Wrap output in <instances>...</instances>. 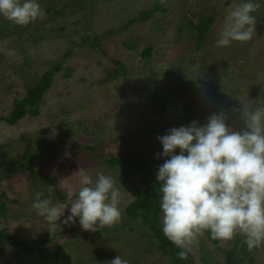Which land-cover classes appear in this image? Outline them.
I'll return each mask as SVG.
<instances>
[{
	"label": "rangeland",
	"instance_id": "374dc122",
	"mask_svg": "<svg viewBox=\"0 0 264 264\" xmlns=\"http://www.w3.org/2000/svg\"><path fill=\"white\" fill-rule=\"evenodd\" d=\"M46 1L37 0V3L42 9L51 10L50 1ZM68 1L62 3L68 7ZM241 2L96 0L95 5L83 12L61 8L60 14L45 13L22 27L29 33L12 34L0 29V190L8 197H2L5 215L0 214V229L6 228V233L30 243L32 239L39 241L27 252L17 254L13 246L0 238V264H108L118 255L128 264H175L158 252L157 239L140 219L128 218L124 213L125 206L133 199V188L139 178L136 172H128L132 176L127 183V171L103 163L110 153L130 154L142 140L121 77L109 75L118 68L112 58L119 59L138 81L149 122L168 121L157 137L193 120L203 124L219 111L227 114L229 126L241 130L245 124L239 110L244 113L264 104V0H254L259 7L253 13L256 26L250 41H234L227 47L216 44L228 13ZM156 3H161L165 10H157L151 18L125 27L129 19ZM185 7L215 18L201 47L202 70L196 64L195 33L186 16H182ZM0 19L14 25L3 16ZM87 29L94 32L102 50L87 44L88 52L73 43L76 35H84ZM111 29L115 30L114 34L106 36L104 32ZM147 46L151 50L145 54ZM240 59L244 64L237 73L228 77L210 75L228 71ZM56 62L61 63V68L39 103V113L28 114L16 125L3 121L1 117L9 113L13 99L25 95L39 76L52 67L51 63ZM67 69L69 77L64 75ZM191 100H196V104L184 112L183 107ZM179 114L181 118L176 117ZM95 119L102 120L101 124L87 130L86 123ZM60 122L67 130L68 126L76 127L70 130L71 136L65 137ZM157 137L154 144L159 157L162 146ZM93 147L96 148L92 151ZM27 150L34 158V172L20 164L12 171L14 162L21 163ZM159 159L164 162L163 158ZM79 170L87 172L93 180L97 173L114 178L115 187L122 194L119 204L122 216L118 223L96 232L85 231L78 218L75 223H62L69 214L65 209V216L58 221L61 229L52 230L33 209L37 192L48 196L47 181L52 177L56 178L52 203H70L65 184L78 191ZM235 237L240 242L245 239L237 234L230 241L218 240L215 244L204 231L191 246L188 264H226L223 250L236 244ZM253 257V264H264V245L255 250ZM241 264L248 263L245 260Z\"/></svg>",
	"mask_w": 264,
	"mask_h": 264
},
{
	"label": "clouds",
	"instance_id": "9594fccd",
	"mask_svg": "<svg viewBox=\"0 0 264 264\" xmlns=\"http://www.w3.org/2000/svg\"><path fill=\"white\" fill-rule=\"evenodd\" d=\"M259 5L243 0L228 13L218 47L250 41L255 34L254 12ZM45 12L37 0H0V16L25 26ZM236 111V110H234ZM245 127L227 124L224 111L211 114L205 123L191 121L172 127L157 139L162 146L156 181L159 183L162 233L186 259L197 237L208 231L214 240L230 241L244 236L249 251L264 245V104L242 113ZM178 150V151H177ZM79 189L65 184L70 203L54 205L48 196L35 194L32 207L44 217L49 228L61 229L75 223L96 232L121 220V191L114 178L97 173L96 179L79 170ZM74 197V198H73ZM70 205V208H69ZM108 264H128L120 255Z\"/></svg>",
	"mask_w": 264,
	"mask_h": 264
},
{
	"label": "trees",
	"instance_id": "16d2710c",
	"mask_svg": "<svg viewBox=\"0 0 264 264\" xmlns=\"http://www.w3.org/2000/svg\"><path fill=\"white\" fill-rule=\"evenodd\" d=\"M46 1V0H45ZM50 1V2H48ZM44 2V0H42ZM46 2L51 3V10L46 8L44 10L45 13H49L54 11L56 14H60L62 12L61 8H65V11L71 10V12L81 11L83 12L89 6H93L96 3V0H69L68 7L65 3H62V0H47ZM157 10L164 11L165 8L161 7V3H156L152 8L141 10L139 15L132 17L128 20L125 27L131 25L135 22H143L148 18H151ZM182 16H186L188 22L187 24L193 30L196 36V51H197V59L196 64L198 65L199 69L201 68V47L202 44L205 42L207 35L211 29L212 24L215 21L213 16H205L203 14H199L195 12L190 7H185L183 10ZM14 24V23H13ZM158 27H161L160 24L157 23ZM23 26L19 25H7L6 22L0 19V29L5 31H10V33H29L25 32L22 28ZM163 28V27H162ZM63 30L64 27H61ZM115 30L105 31L104 34L106 36H110L114 34ZM42 37V36H41ZM73 41L74 44L82 47L84 50L87 49L89 52V47H86L87 44H91L92 49L102 50L99 45L96 43V35L93 31L87 29L84 32L76 35V38ZM125 44V43H124ZM151 50L150 46H147L144 49V53L148 54ZM231 55L232 52H231ZM227 56V55H225ZM226 58V57H224ZM232 59V58H231ZM230 59V60H231ZM234 60V59H232ZM113 63H115L118 68L114 69L109 72L111 77H121V85L124 87L126 91V99L127 104L130 107V110L133 112V117L135 119L136 127L139 128L141 133V144L138 148L132 150V152L128 155L117 156L115 154H109L103 160L105 165H108L109 168L116 167L121 168L125 171L131 173V171L136 172L138 175V181L134 185L133 188V199L125 206L124 213L128 218L131 219H140V222L143 226L147 227L157 239V243L155 247L157 248L158 252L161 253L163 256L169 258L175 264H188L189 254L187 255L186 259H180L178 253L181 251L180 248L176 247L173 243H171L162 233V223H161V211H160V193H159V183L156 181L155 175L159 165H161L162 161H160L159 157L156 154V145L154 144V140L159 133V130L163 129L164 126L168 125V121H162L161 123L152 124L149 122L148 117L146 116V109L140 94V89L137 87L138 81L132 77L127 67L119 60L112 58ZM235 61V60H234ZM27 62H30L27 60ZM228 62V60H227ZM224 66L226 62H224ZM244 64V60H238L235 65L230 68L228 71L225 70L223 73H211V76H221V77H228L232 74L237 73L236 71L239 70L241 65ZM223 65V64H222ZM51 68L45 70L38 78L37 82L31 86L25 95L19 98H15L12 101L11 110L7 115L1 117L3 121L10 125H16L22 120L25 116L30 114L31 116H35L39 113L38 107L39 103L41 102L42 98L49 90L52 85L53 77L61 68V63H51ZM66 77L70 76V72L67 71L64 74ZM200 75H202V71H200ZM199 75V76H200ZM201 78V77H200ZM206 80V79H205ZM210 78H207L209 81ZM207 81H203L204 84H207ZM208 88H210L208 86ZM92 102V100H91ZM121 102V100H119ZM196 104V100H191L190 104H186L183 107V111L191 110V107ZM108 113L107 115H110ZM176 116L177 118H181ZM102 120H91L86 123V129L90 130L93 126L101 124ZM60 126L64 128V135L65 137L71 136L72 131L76 127L71 125V128L68 126V130L66 129V125L63 122H60ZM96 147H99L97 145ZM96 147H93L91 150L93 151ZM89 148V147H87ZM28 154V155H27ZM27 154L24 155V158L19 163L14 162L13 167L11 168L12 171H16L17 166H20L23 169L29 170L31 173L34 172V158L31 155V152L27 150ZM97 156L101 157L100 154ZM131 175L126 176L127 183L131 181ZM55 177H52L50 180L47 181V185L49 188L55 187ZM1 187V185H0ZM7 199V194L4 190H0V214L5 215V204L2 201L3 198ZM59 223V222H58ZM208 236L213 241V243L217 244L218 240H214L211 238L208 231ZM0 238L4 239L9 245L13 246L17 251V254L22 252H27L30 248L35 246L39 243L36 239H32L31 243L26 241L20 237H17L13 234L6 233V228L0 229ZM236 244L230 249H224L225 252V262L226 264H241L243 261H247L248 264L254 263V252L257 248L249 251L244 244V241L240 242L239 238L235 237ZM30 244V245H29ZM238 244V245H237ZM76 264H83L78 262Z\"/></svg>",
	"mask_w": 264,
	"mask_h": 264
}]
</instances>
